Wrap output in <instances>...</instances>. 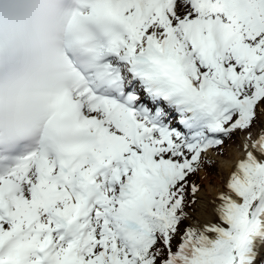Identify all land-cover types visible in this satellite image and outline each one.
I'll list each match as a JSON object with an SVG mask.
<instances>
[{
    "label": "snow or ice",
    "instance_id": "6c2138e0",
    "mask_svg": "<svg viewBox=\"0 0 264 264\" xmlns=\"http://www.w3.org/2000/svg\"><path fill=\"white\" fill-rule=\"evenodd\" d=\"M83 4L79 74L38 136L0 134V264H264V0ZM237 133L196 219L191 177Z\"/></svg>",
    "mask_w": 264,
    "mask_h": 264
},
{
    "label": "bare ground",
    "instance_id": "6f19581e",
    "mask_svg": "<svg viewBox=\"0 0 264 264\" xmlns=\"http://www.w3.org/2000/svg\"><path fill=\"white\" fill-rule=\"evenodd\" d=\"M262 125H264V117H260V122L257 123V132L252 134L253 139L257 138L260 134ZM244 136V135H243ZM242 136V137H243ZM243 139L240 138L239 144H231L229 148L227 149L228 153L227 155L223 154H217L214 150H209L207 155L218 164V169L220 171L221 177H214L213 179L217 181V186L214 188L209 187V190H202L198 193L199 200L197 201L195 205L196 211L193 213V216L196 219H206L210 218L206 215H203V213L206 210L207 203L212 198H214L216 192L218 190H222L224 182L227 180L228 175L231 173L232 170H234L236 163L238 160L242 159L244 157L243 152ZM204 177H206V174L203 173ZM212 178L207 176L206 177V185H211Z\"/></svg>",
    "mask_w": 264,
    "mask_h": 264
},
{
    "label": "rangeland",
    "instance_id": "374dc122",
    "mask_svg": "<svg viewBox=\"0 0 264 264\" xmlns=\"http://www.w3.org/2000/svg\"><path fill=\"white\" fill-rule=\"evenodd\" d=\"M258 122H260V117L258 118L257 122L254 123V125L252 126V128H250L248 131H250L252 134L253 133H256L258 131L257 130V127H258L257 126V123ZM243 135H245V134L244 133H237V134L233 135L231 138L225 139L224 145L222 146L223 147V152H220L217 149H211V150L216 151V153L218 155L219 154L227 155V153H228L227 149L229 148V146L231 144H237L238 145L239 144L240 137H242ZM217 166H218L217 162L214 161L210 165H205V167L203 169H201L200 172H198L197 174H195V175H193L191 177L192 180H195V182L197 184H199L200 191L207 190V189L209 190V187L214 188L215 186H217V181H215L213 179L214 177H221L220 171H219V169H218ZM203 173H205L206 176H209V177L212 178L213 181H211V183H212L211 185H209V186L206 185V178L204 177ZM193 207H195V205Z\"/></svg>",
    "mask_w": 264,
    "mask_h": 264
},
{
    "label": "trees",
    "instance_id": "16d2710c",
    "mask_svg": "<svg viewBox=\"0 0 264 264\" xmlns=\"http://www.w3.org/2000/svg\"><path fill=\"white\" fill-rule=\"evenodd\" d=\"M206 177H207V176H206ZM206 177H205V178H206Z\"/></svg>",
    "mask_w": 264,
    "mask_h": 264
}]
</instances>
